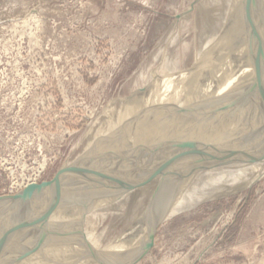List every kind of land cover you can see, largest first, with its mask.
<instances>
[{"label": "rangeland", "instance_id": "1", "mask_svg": "<svg viewBox=\"0 0 264 264\" xmlns=\"http://www.w3.org/2000/svg\"><path fill=\"white\" fill-rule=\"evenodd\" d=\"M230 1L0 0V198L17 197L53 180L110 103L118 107L128 96L187 73L192 77L200 65V75L208 71L205 98L211 102V81L218 77L212 62L231 31L222 32L239 28L241 7L248 0ZM232 9H240L234 24L228 21ZM243 41L246 45L248 40ZM261 53L264 69V49ZM210 56L214 58L206 59ZM227 66L225 78L233 73L229 69L235 73V67ZM130 106L115 107L112 119L118 120ZM185 125L183 142L192 144L199 129L187 118ZM177 132L165 118L151 133L137 137L139 144L145 140L142 148H134V157L116 172L109 169H115L114 159L106 161V174L113 173L112 180L127 176L123 183L128 186L113 183L100 192L96 182L84 188L87 193L79 192L76 201H88L79 227L72 225L70 233L80 257L93 258L141 222L162 186L170 191L172 203L133 264H264V172L256 177L259 169L253 168L255 163L262 168L264 149L227 158L224 148H205L214 141L210 129L196 156L186 155L170 149ZM133 173L144 178L134 186L129 179ZM24 220H19L24 235H36L41 219ZM2 226L10 227L0 222ZM135 242L120 243L114 256L130 254ZM7 243H0L1 252L11 249ZM3 260L0 264H10L9 258Z\"/></svg>", "mask_w": 264, "mask_h": 264}, {"label": "bare ground", "instance_id": "2", "mask_svg": "<svg viewBox=\"0 0 264 264\" xmlns=\"http://www.w3.org/2000/svg\"><path fill=\"white\" fill-rule=\"evenodd\" d=\"M243 9L242 14L239 13L240 9L237 11L232 9L230 13H228L229 10L226 12L229 15H227L229 19L227 20L231 21L232 24H234L236 13L240 14L241 17L239 28H237L238 26L236 28L234 26L232 29L224 28L222 36L229 30L231 31L230 35L225 37V44L220 46L219 52L217 50L218 60L211 61L212 65L217 63L213 68L218 70V77L215 75L217 78L211 81L213 84L210 86L212 87L210 89L212 93L211 102L207 103L208 98H205V94L209 91L206 89L208 81H204L208 71L205 70V75H200V70L203 67L200 65L199 72L192 77L187 72L184 74L183 69L184 73L181 74L187 76H182V79L173 78L164 86L148 88L140 93L141 95L135 94L129 100L121 101L119 106L121 104H131V106L124 115L119 117L120 119L117 118L118 120H113L112 117L115 107L118 108L119 106H111L110 103L104 112L90 124L88 131L83 133L81 141L66 158L53 180L40 186L35 185L17 197L15 196L16 198H0V222L10 225V227H0V237L2 238L0 243L7 240V244L11 243V249L17 251V253H9L7 251L11 249L5 247L4 251L6 252H1L2 248H0V257H3L4 260L9 258L8 263L10 264H95L94 258L90 259L78 255L75 238L72 231L70 233L72 225L79 227L84 212L82 211L83 206L88 201L87 198L82 202H77L76 196L80 191L83 192L87 185L96 182L101 184L100 192L105 185L110 188L113 183L116 186H128L127 183H123L127 176L112 180L111 175L119 168V164L134 157V155L131 156L134 148L137 146L139 149L142 148V142L145 140L139 144L136 141L137 137L151 133L153 128L157 124H161L165 118L173 121L174 127L179 131L172 135L170 149H180L186 155L196 156V152L202 149L201 146L206 141L203 135L210 129L211 132L208 133L212 136L215 135L214 141L211 137L212 143L210 146L206 145L205 148L207 150L224 148L223 156H227V158L250 156L264 149V82L260 79L262 66L253 65L254 67H252L251 65V61H254L255 57L259 60V56L263 54L261 49H264V44H262L264 39L260 40L258 53L254 49V44L264 33V0H248L241 7V10ZM203 30L205 29L203 28ZM250 35H254L252 39H250ZM202 36H207V33ZM242 38L248 40L246 41L247 44H244L245 46L242 43ZM209 58L211 56L206 59ZM240 59H244V62L237 67ZM245 63L247 64L245 65ZM225 65L231 68L235 67V73L233 69H229L233 71L229 76L236 74L233 75L234 77L228 76L227 78L230 80L225 78L226 75L223 77L222 71H224ZM205 89L206 91H204ZM190 97H193L192 101H189ZM210 104L212 109L208 107ZM137 105L138 107H136ZM219 116H221V120ZM186 118L195 122V126L199 129L192 137V144L183 142L182 138L183 136L187 141L188 132L184 131L188 129L189 125H185V129L183 127ZM205 124L211 128L207 129ZM104 126L107 130L105 133ZM181 134L183 135L181 136ZM189 139L188 137V141ZM109 158L114 159L115 169L112 170L108 167L113 173L108 171L106 174L105 171L109 170L106 169V161ZM257 160L259 161V159ZM254 167L260 170L257 174L255 173L256 175L254 174L256 177L264 172V164L261 168L258 163H255ZM129 179H132L131 182L134 186L144 178L138 173H133ZM84 191L86 192V189ZM19 218L29 219V223L34 222L36 218L41 219L36 231L37 234L25 236L26 230L22 226L23 222H19L21 220ZM18 239H21L20 243H16Z\"/></svg>", "mask_w": 264, "mask_h": 264}, {"label": "water", "instance_id": "3", "mask_svg": "<svg viewBox=\"0 0 264 264\" xmlns=\"http://www.w3.org/2000/svg\"><path fill=\"white\" fill-rule=\"evenodd\" d=\"M263 39H264V33L263 35H261V38L259 37V39L256 40L254 44L255 46L254 49L257 51V53L260 50V42H261L260 40ZM243 60L241 59L239 60V64L237 65V67L243 64L244 62ZM258 61H259L258 58L255 57V60L251 61L252 67L260 65L259 64L260 62ZM246 64L247 63H245V65ZM260 79L262 82H264L263 68L260 69ZM197 94L198 92L196 93V95ZM132 96L134 95L128 96L127 98ZM181 190L182 188H180L179 192H181ZM179 192L175 194L177 195V197ZM171 200L172 199L170 197V191H166V190L164 191V188L162 186L160 189L158 188V190L154 194L149 204L148 211L144 215L141 222L132 226L130 229L125 230L120 236L114 238V240H112V242H110L107 246H105V248H103L101 251L93 253V258L95 260L94 263L95 264H133V262L140 255L141 251L143 250L144 246L149 240L152 232L164 220L165 215L172 203ZM131 241L132 242L139 241V242L137 243V246L135 248L133 249L130 248L132 251L130 252V254L121 257H116V255L114 256V250L120 243L129 244L131 243Z\"/></svg>", "mask_w": 264, "mask_h": 264}]
</instances>
